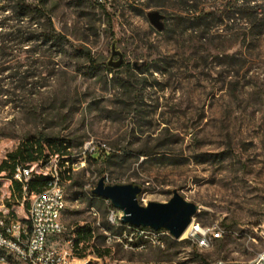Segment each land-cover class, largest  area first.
<instances>
[{
	"label": "rangeland",
	"instance_id": "1",
	"mask_svg": "<svg viewBox=\"0 0 264 264\" xmlns=\"http://www.w3.org/2000/svg\"><path fill=\"white\" fill-rule=\"evenodd\" d=\"M26 5L43 11L26 15ZM151 12L165 16L163 31ZM49 19L67 38L64 49L43 35ZM49 140L63 141L71 157L45 147L31 164L46 173L57 165L66 190L69 233L55 246L67 248L86 226L93 239L75 253L102 264L257 258L264 253V0H1L0 164L27 142ZM90 142L109 150L84 160ZM101 179L139 186L141 205L178 192L198 207L193 222L223 236L201 249L166 230L142 235L113 223L112 203L93 194ZM12 180L0 174V217L27 220L36 193H19Z\"/></svg>",
	"mask_w": 264,
	"mask_h": 264
},
{
	"label": "built area",
	"instance_id": "2",
	"mask_svg": "<svg viewBox=\"0 0 264 264\" xmlns=\"http://www.w3.org/2000/svg\"><path fill=\"white\" fill-rule=\"evenodd\" d=\"M108 150L106 144L90 142L85 145L82 156L86 160L87 155H100ZM76 166L79 164H74V168ZM37 176H48L51 180L41 192L32 196L27 220L0 217V264H102V258L75 253V235L68 240L67 248L55 246L58 238L69 233L68 226L63 222L67 208L66 190L57 165L51 173L34 171L31 164L17 165L14 181L23 185L26 194L29 182ZM121 217L122 214L118 217V210H112L110 218L113 223H121ZM133 228L142 235H158L161 232ZM223 233L219 228L203 227L193 222L187 237L198 248L208 249L222 238ZM214 264H264V253L250 261L218 260Z\"/></svg>",
	"mask_w": 264,
	"mask_h": 264
},
{
	"label": "water",
	"instance_id": "3",
	"mask_svg": "<svg viewBox=\"0 0 264 264\" xmlns=\"http://www.w3.org/2000/svg\"><path fill=\"white\" fill-rule=\"evenodd\" d=\"M164 19L165 16L160 12L149 14L150 23L159 32L164 30ZM113 54L120 56L119 62L114 64L118 67L122 62V55L116 50ZM141 193L139 186H106L104 179H101L93 190L94 195L109 200L113 207L122 213V224L135 228H150L154 231L166 230L175 239H180L193 223L198 207L187 202L178 192L174 193L169 202L141 205L138 201Z\"/></svg>",
	"mask_w": 264,
	"mask_h": 264
},
{
	"label": "trees",
	"instance_id": "4",
	"mask_svg": "<svg viewBox=\"0 0 264 264\" xmlns=\"http://www.w3.org/2000/svg\"><path fill=\"white\" fill-rule=\"evenodd\" d=\"M1 1V0H0ZM6 8L1 9L4 11ZM27 14H40L41 11L38 6H27L25 7ZM33 25H37V22L34 20L32 21ZM43 35L50 41H54L55 46H58L62 49L65 48L67 43V38L58 33L49 19L48 27L44 29ZM56 140H49L48 142L43 141H36V142H27L21 148H19L15 153L10 154L7 160H4L0 164V174L8 173L10 179H13V186L15 190L19 193L24 194L23 185L14 181V174L17 165H27L38 162L39 159L43 156L45 152V147L48 149H54V153L57 154L61 159L67 157V162L70 161L71 157L68 152V146L64 145L63 141H59L58 145L55 144ZM61 175V174H60ZM51 178L48 176H37L32 179L26 189V193H39L41 192L50 182ZM113 209V205H111ZM122 224V223H121ZM93 239V232L91 228L83 227L82 229L78 230L75 234L74 246L77 247L83 241L88 242Z\"/></svg>",
	"mask_w": 264,
	"mask_h": 264
},
{
	"label": "bare ground",
	"instance_id": "5",
	"mask_svg": "<svg viewBox=\"0 0 264 264\" xmlns=\"http://www.w3.org/2000/svg\"><path fill=\"white\" fill-rule=\"evenodd\" d=\"M189 231H190V227H188V229L185 231V233L182 235L181 238H186L189 234Z\"/></svg>",
	"mask_w": 264,
	"mask_h": 264
}]
</instances>
